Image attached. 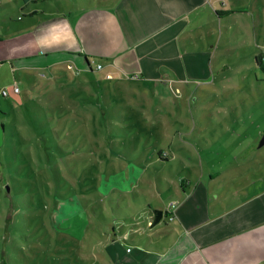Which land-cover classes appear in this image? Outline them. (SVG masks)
<instances>
[{
	"label": "rangeland",
	"instance_id": "obj_1",
	"mask_svg": "<svg viewBox=\"0 0 264 264\" xmlns=\"http://www.w3.org/2000/svg\"><path fill=\"white\" fill-rule=\"evenodd\" d=\"M46 1L54 7L61 4L65 8L66 3L73 0ZM245 1L248 13L224 9L227 14L222 16V20L217 15L215 17V48L209 40L205 42L206 47L210 46L214 51L215 74L212 79L185 83L179 86V95L169 88L172 99L168 103L164 99L153 98L142 84L144 82L136 80L131 87L138 90L131 92L132 95L137 94L133 100L136 106H133L134 110H128V106L121 107L120 103L123 100L127 105L129 94L125 95L124 90L118 89L116 81L106 80L104 70L83 73L79 81L66 65L60 66V70H54L59 67L57 65L52 70L43 69L33 74L23 72L19 79L14 77L11 66H18L19 57L35 55L32 60H41L42 56H38L34 28L23 24L30 18L23 14L27 9L23 0H0V37L5 40L0 42V111L3 113L0 114V124L7 126L0 163V238L18 229H23L28 236L34 234L24 226L23 219L30 212L16 197L15 188L19 183L10 180L8 184L6 180L9 165L5 161L12 162L11 152H6L11 139L18 150L32 154L35 170L45 168L46 173L41 178H46L50 187H55L45 162L48 157L44 155V138H41L51 135L46 130L33 128L30 120L36 118L40 126L42 120L33 105H21L26 95L31 97L32 103L37 100L44 105L60 99L72 110L75 118H81L80 123L70 120L69 138L65 139V144L62 142L67 153H59L56 146L51 151L57 152L61 159L67 158L66 169L77 172L86 189L95 178L110 177L111 183L119 181L122 184V190L114 189L110 194L108 192V197L103 192L102 203L96 204L98 212L102 213H94L92 204H85L90 225L81 224V236L67 231L77 246L72 247L70 254L56 255L62 261L54 260L53 264L111 263L113 256L103 248V244L112 237L114 227L118 229L123 221L133 226L131 221H134L147 229L148 205L164 210L174 197L181 198L179 185L184 178L192 180L195 187L197 179L206 173L194 196L195 201L208 200L204 192L209 189L214 193L212 201L216 200L217 194L224 197L250 189L249 182L254 177L251 172L264 174V145L259 146L264 135V70L256 62V56L264 54V0ZM30 5L32 8L34 4L30 2ZM206 31L204 28L203 33ZM30 73L34 75L33 79H28ZM66 77L67 81L64 80ZM82 79L88 82H82ZM16 84L21 90L19 94L14 90ZM4 90L9 96L3 95ZM94 94L96 103L89 99ZM144 104L148 107L146 110L142 108ZM18 135L24 143L20 142ZM169 148L175 156L171 163L164 164L155 159L144 167V174L138 178L140 183H129L132 179L130 164L137 163L138 159L143 161L148 155L158 158L157 150L168 151ZM151 152L154 153L151 155ZM185 168L191 171V175ZM210 170H217L220 174L211 180L208 177ZM123 172L128 179L131 177L130 180L124 181V176L115 175ZM210 180L214 185L208 187ZM6 187H9L7 202L2 197ZM10 191L14 193L12 197ZM78 209L81 210L73 202L61 199L54 216L63 220L66 216H74ZM12 238L24 245L18 236ZM53 256V253H46L35 259L37 264H52Z\"/></svg>",
	"mask_w": 264,
	"mask_h": 264
},
{
	"label": "crops",
	"instance_id": "obj_2",
	"mask_svg": "<svg viewBox=\"0 0 264 264\" xmlns=\"http://www.w3.org/2000/svg\"><path fill=\"white\" fill-rule=\"evenodd\" d=\"M32 3L31 8L30 1L23 0V14L30 16L23 24L34 28L42 59L19 57L18 66H11L14 77L66 65L80 79L102 65L105 79L116 81L118 89L129 94L127 105L120 103L128 110L136 106L137 94H131L138 91L131 88L136 80L144 82L153 98L167 102L172 99L169 88L179 95L185 83L212 79L214 51L205 42L215 48L216 15L222 20L218 12L224 9L249 12L245 0H73L65 8L46 0ZM0 42L5 40L0 37ZM9 106L13 108L11 102ZM168 151L171 163L175 156ZM210 171L211 180L220 174ZM251 174L250 189L217 194L215 201L210 189L204 192L208 200H193L203 180L194 187L192 180L182 179V196L172 199L179 203L174 219L149 227L151 212L165 211L169 205L162 210L149 204L147 229L123 221L103 244L113 256L107 264H264V174ZM211 180L208 187L214 185Z\"/></svg>",
	"mask_w": 264,
	"mask_h": 264
},
{
	"label": "trees",
	"instance_id": "obj_3",
	"mask_svg": "<svg viewBox=\"0 0 264 264\" xmlns=\"http://www.w3.org/2000/svg\"><path fill=\"white\" fill-rule=\"evenodd\" d=\"M29 1L33 2V0ZM224 14H227V11L218 12L219 16H223ZM256 62L258 66L264 70L263 54L256 57ZM27 77L28 79H33L31 76ZM75 79L79 81L78 78ZM64 80L67 81V79ZM59 86L60 88L64 87V85ZM95 94L89 96L91 102L94 101ZM24 98L25 99L21 102V105L29 103V105H33V108L35 107L36 113H40L39 115L42 120V126L38 124V121L35 118L32 119V121L30 120L33 128L37 131L46 130L48 134L51 135H48L47 137H44V135L41 137L40 135V137L42 139L44 138V155L45 158L48 157L45 162L51 173L50 178H52V182L55 184V187H50L46 178H41L43 177L42 174L46 173L45 168L41 171L35 170V165L32 162V154L29 151L18 150L14 147V140L11 139V144L9 143L6 152H11L12 162L9 163L5 161L6 165H9V174L6 180L8 184L10 180H13L24 188L23 189L19 184L16 186V197H19L21 206H26V210L30 212V214L27 215L29 219L27 220V217L26 219L25 217L23 219L25 220L24 226L31 232H34V234L28 236L25 235V231L23 229H18L15 233L11 232L7 234L8 236L4 235V237L0 238V264H37V260L35 258H38L46 253H53L54 259H51L53 264L54 260L58 262L62 261V259L56 255L60 256L63 253L70 254V252L73 251L72 247L77 246L76 241L71 238L69 234H67V231H71L72 235L81 236V231L79 230L81 224L90 225L89 212L85 204L91 203L94 213H102V211L98 212L96 204L102 203L101 199L105 197V194L107 195L106 197H108L110 191H113L114 189L122 190V184L119 181L111 183L110 177H107L108 179H105L106 177L100 178L99 180L95 178L93 180L91 179L92 184L89 189H86L85 182L80 178L77 172L68 171L66 169V166H68L67 158L61 159V156H57L59 155L57 152L51 151L52 147L56 146V150L59 153H67L64 151L62 142L65 144V139L70 134L69 127H72L70 120H73V122L78 120L80 123V121H82L81 118H75L72 110L70 109V111L68 106H66L60 99L55 100L54 102L51 101L50 104L44 105L34 99L32 103V99H30L31 97L29 95L24 96ZM94 102L96 103V101ZM62 105L65 106L63 107ZM123 121L125 122V118ZM2 125L7 128L5 124ZM18 136L20 138V142L24 143L21 136ZM157 152L159 154L158 158H151V156L148 155L149 157L147 156L143 161L142 159H138L137 163L134 162L130 164L132 179L129 183L131 185L139 182L138 178L144 174V167L151 161L157 159L159 160L158 162L162 161V163L166 164L173 158L172 155L166 151V149H159ZM153 153L154 152H151V155ZM143 156H141V158H143ZM60 161L63 163H60ZM1 162L2 156L0 157V163ZM24 165L28 167H24ZM23 167L24 169H22ZM115 175L124 176V181H128L131 178L130 177L128 179L126 177V172ZM183 184L184 182L181 183V185ZM103 192L105 193L104 196ZM7 193L8 189L6 187L2 195V197H5L6 199L5 202L9 201ZM13 194L14 193L11 192L10 196L12 197ZM61 199L67 200L69 203L73 202L80 207L81 210L79 211L78 209L77 213H75L74 216L72 215V217L66 216L63 220L60 218L57 219L54 216V212ZM151 213H153V216H150L152 225L149 227H153L160 223H167L172 216L167 212V210H153ZM8 224L9 223H6V226H8ZM12 236H18V238L23 241L24 245L21 246L14 238H12ZM64 246L67 248L64 249ZM28 252H32L33 255ZM45 261H48V259H45ZM64 261L66 263L69 262V260Z\"/></svg>",
	"mask_w": 264,
	"mask_h": 264
},
{
	"label": "built area",
	"instance_id": "obj_4",
	"mask_svg": "<svg viewBox=\"0 0 264 264\" xmlns=\"http://www.w3.org/2000/svg\"><path fill=\"white\" fill-rule=\"evenodd\" d=\"M70 68H73V67L70 66ZM97 69H98V70H102V69H103V66H102V65H98V66H97ZM109 78H110V77H109ZM14 90H15V93H18V94L21 93V90H20L19 84H16V85H15ZM3 95H4V96H7V95H8V92L4 90V91H3ZM178 204H179V203H178L177 201H172V202L168 205V207H167V212H168L169 214L172 215L171 218L169 219V221H171V220L174 219V217H175V213H176V210H177V207H178ZM148 225H149V226L152 225L151 221L148 222Z\"/></svg>",
	"mask_w": 264,
	"mask_h": 264
},
{
	"label": "water",
	"instance_id": "obj_5",
	"mask_svg": "<svg viewBox=\"0 0 264 264\" xmlns=\"http://www.w3.org/2000/svg\"><path fill=\"white\" fill-rule=\"evenodd\" d=\"M5 134H6V128L2 124H0V157H1V149L5 144ZM263 145H264V135L260 140L259 146H263ZM7 189L9 190V187H7Z\"/></svg>",
	"mask_w": 264,
	"mask_h": 264
}]
</instances>
